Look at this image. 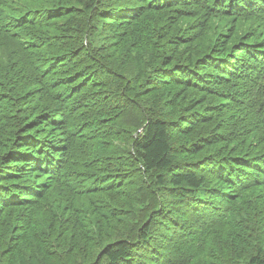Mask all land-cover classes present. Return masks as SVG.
Wrapping results in <instances>:
<instances>
[{"label":"trees","instance_id":"obj_1","mask_svg":"<svg viewBox=\"0 0 264 264\" xmlns=\"http://www.w3.org/2000/svg\"><path fill=\"white\" fill-rule=\"evenodd\" d=\"M0 264H264V0H0Z\"/></svg>","mask_w":264,"mask_h":264}]
</instances>
